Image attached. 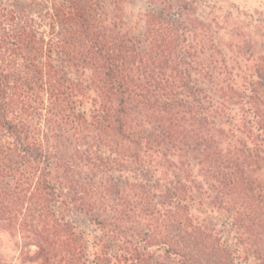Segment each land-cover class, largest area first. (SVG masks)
<instances>
[{"label": "trees", "instance_id": "trees-1", "mask_svg": "<svg viewBox=\"0 0 264 264\" xmlns=\"http://www.w3.org/2000/svg\"><path fill=\"white\" fill-rule=\"evenodd\" d=\"M25 1L0 0V231L39 264H264V39L235 66L188 0L140 33L136 0Z\"/></svg>", "mask_w": 264, "mask_h": 264}, {"label": "rangeland", "instance_id": "rangeland-1", "mask_svg": "<svg viewBox=\"0 0 264 264\" xmlns=\"http://www.w3.org/2000/svg\"><path fill=\"white\" fill-rule=\"evenodd\" d=\"M1 1L18 10L25 9L32 15L38 12L34 5L25 0ZM188 1L194 7V15L209 27V35L225 51L229 63L235 66L249 65L245 51L250 52L251 45L246 40L261 42L264 39V0ZM148 9L147 0H136L126 6L128 19L137 26L135 33L143 30ZM237 46L238 51L234 50ZM230 234H233L232 231ZM234 247L240 253L241 264H257L256 255L247 252L244 243L236 242ZM35 251L34 244L22 242L16 234L0 231V264H39L33 259Z\"/></svg>", "mask_w": 264, "mask_h": 264}]
</instances>
